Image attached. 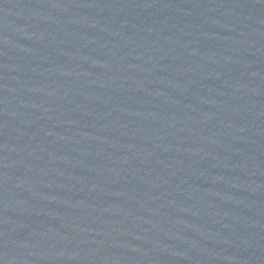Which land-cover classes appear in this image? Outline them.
Masks as SVG:
<instances>
[{
	"label": "water",
	"instance_id": "1",
	"mask_svg": "<svg viewBox=\"0 0 264 264\" xmlns=\"http://www.w3.org/2000/svg\"><path fill=\"white\" fill-rule=\"evenodd\" d=\"M0 264H264V40L0 81Z\"/></svg>",
	"mask_w": 264,
	"mask_h": 264
}]
</instances>
